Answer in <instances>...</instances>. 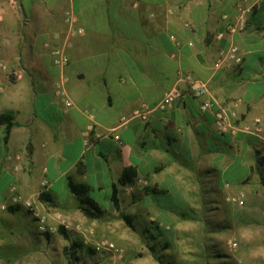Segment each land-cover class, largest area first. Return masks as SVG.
Listing matches in <instances>:
<instances>
[{"label": "crops", "instance_id": "1", "mask_svg": "<svg viewBox=\"0 0 264 264\" xmlns=\"http://www.w3.org/2000/svg\"><path fill=\"white\" fill-rule=\"evenodd\" d=\"M0 3L1 56L10 67L25 71L21 79L0 77V115L6 114L0 122L1 173L11 179L9 161L17 155L26 158L33 176L42 178L46 172L50 204L58 206L67 222L89 220L69 189L70 178L88 185L100 204L99 198L110 197L130 169L136 178L148 179L156 198L179 196L191 180L212 195L220 173L235 161L249 162L250 170L264 166L257 163L263 138L220 134L213 114L200 110L202 98L186 88L173 106L154 110L148 121L133 116L142 105H156L180 74L190 73L207 82V97L234 110L242 123L260 118L264 137V0ZM71 3L83 32L68 43L67 90L74 102L68 108L56 91L60 71L51 49L62 43L56 34L67 30L63 11ZM245 8L250 11L241 28L238 15ZM231 44L240 47L242 63L216 69L220 49ZM7 122L13 127L5 142ZM107 129L115 130L114 136L86 147V137L94 139Z\"/></svg>", "mask_w": 264, "mask_h": 264}, {"label": "rangeland", "instance_id": "2", "mask_svg": "<svg viewBox=\"0 0 264 264\" xmlns=\"http://www.w3.org/2000/svg\"><path fill=\"white\" fill-rule=\"evenodd\" d=\"M17 70L24 76L18 66L2 77L19 79ZM22 158L10 159V180L0 169V264H264V166L250 170L249 162L235 161L220 173L212 195L192 180L177 197H152L149 186L128 194L120 186L119 209L112 195H102L104 215L68 222L73 229L67 231L58 206L41 199L50 192L42 184L47 173L33 176ZM230 196H242L245 203ZM104 241L119 251H97Z\"/></svg>", "mask_w": 264, "mask_h": 264}, {"label": "built area", "instance_id": "3", "mask_svg": "<svg viewBox=\"0 0 264 264\" xmlns=\"http://www.w3.org/2000/svg\"><path fill=\"white\" fill-rule=\"evenodd\" d=\"M263 0H251V4H257L262 2ZM250 11L249 8L240 9V14L238 15V21L241 28L246 26L247 12ZM3 21V15L1 13V3H0V23ZM64 23L67 26V30L65 32H58L56 37L62 39V43L59 46H56L51 49V55L53 59V64L56 68L59 69L60 75L56 82V91L63 97L64 104L66 107H71L74 105L72 98L70 97L68 90H67V82L68 77L66 75V68L70 61V56L68 53V43L69 39L77 34L83 32V29L78 26V16L74 10V7L71 3L70 7L66 10L64 15ZM224 33H220L218 37H223ZM45 46L49 47V42L45 43ZM2 45L0 43V77L2 74L9 71V65L1 56ZM243 61V55L240 50V47L236 44H231L228 48H222L219 51L218 57L215 61L214 67L216 69H222L228 66L241 64ZM17 78H23V72L21 70H17L15 72ZM184 88L193 92L195 97L202 98L199 108L202 112H211L215 119V126L220 134L223 135H230L232 137L238 136L240 133L256 135L261 139L264 137L262 136V127L261 119L255 118L251 123H242L237 116V113L230 109L229 107L221 104L217 100L213 98L207 97L209 93V88L207 82L196 78L190 73H182L180 74L177 83L170 88V90L163 96V98L153 107H149L146 104L142 105L139 108H136L133 112V116L139 118L142 121H148L150 114L154 110L166 111L169 109L175 101L182 96ZM4 88L3 85L0 84V92H3ZM92 121H94V115H89ZM114 131L111 129H107L105 132H97L95 134V138L91 139L86 137L84 139V144L86 147H91L96 144L100 139L107 135H113ZM118 140L120 137L118 135L115 136ZM260 158H264V145L262 148V152L260 154ZM42 184L46 187L50 186V181L47 177L43 178ZM149 186V181L143 177H137L133 184L127 185L125 190L128 194H131L137 189H143ZM229 186V184H227ZM230 201L238 205H243L245 203L242 196H230ZM62 225H64L67 231L72 230L73 228L69 225L66 220L62 221ZM40 229L46 231L47 228L45 225H40ZM51 231L54 230L53 227L49 228ZM79 229V226L78 228ZM97 251H109V252H118L119 249L116 245L111 241H104L99 242L96 244Z\"/></svg>", "mask_w": 264, "mask_h": 264}, {"label": "trees", "instance_id": "4", "mask_svg": "<svg viewBox=\"0 0 264 264\" xmlns=\"http://www.w3.org/2000/svg\"><path fill=\"white\" fill-rule=\"evenodd\" d=\"M5 120V114L0 115V122H4ZM13 127V124L11 122L6 123V133H5V142H8L11 129ZM32 154V145L29 143L28 145V155L29 157ZM257 163L258 165L264 164V158H260L257 154ZM135 172L134 170H126L122 177L119 180V184H114L111 200L114 203L115 207L119 209L120 207V201H119V187H125L127 185L133 184L135 182ZM69 189L72 193H74L78 199L79 204L78 207L82 211V213L90 218V219H98L102 217L105 213V210L101 207V205L90 196V187L86 184H79L74 182L71 178L69 179L68 183ZM41 199L46 203H52V199L49 193H43L41 196ZM124 219L132 225L131 219L129 216H123ZM60 233H62L66 238L69 237V233H67L64 229V227H61Z\"/></svg>", "mask_w": 264, "mask_h": 264}]
</instances>
